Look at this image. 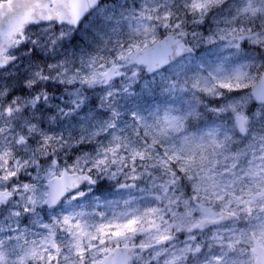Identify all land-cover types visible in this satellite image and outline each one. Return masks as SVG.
<instances>
[{"label":"snow or ice","instance_id":"snow-or-ice-1","mask_svg":"<svg viewBox=\"0 0 264 264\" xmlns=\"http://www.w3.org/2000/svg\"><path fill=\"white\" fill-rule=\"evenodd\" d=\"M0 264H264V0H0Z\"/></svg>","mask_w":264,"mask_h":264}]
</instances>
